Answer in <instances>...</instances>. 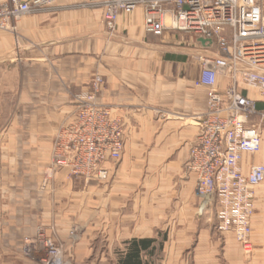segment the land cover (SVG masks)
<instances>
[{"label": "crops", "instance_id": "0c3cea01", "mask_svg": "<svg viewBox=\"0 0 264 264\" xmlns=\"http://www.w3.org/2000/svg\"><path fill=\"white\" fill-rule=\"evenodd\" d=\"M89 1L56 0L14 29H0V264H40L22 250L39 231L63 245L70 264H118L125 241L155 238L161 225L164 257H193L180 264H220L218 248L225 264H264V181L253 195L246 255L234 240L219 247L211 208L199 211L195 175L185 168L206 111L207 89L195 84L202 38L147 32L141 7L121 12L111 30L101 9L83 5ZM96 75L103 81L97 101L123 126L121 157L103 163L106 182L59 169L43 186L73 97L90 90ZM227 84L218 77L215 86L223 91ZM260 135L259 151L243 157L244 171L264 161V127Z\"/></svg>", "mask_w": 264, "mask_h": 264}, {"label": "built area", "instance_id": "2783aa9c", "mask_svg": "<svg viewBox=\"0 0 264 264\" xmlns=\"http://www.w3.org/2000/svg\"><path fill=\"white\" fill-rule=\"evenodd\" d=\"M55 1L0 3V29H14L23 16L44 11ZM83 5L101 9L111 30L121 12L141 7L147 32L161 35L169 29L202 38L195 84L207 89L206 111L185 168L195 175L199 211L215 205L219 229L231 232L244 254H250L253 195L264 181V161L247 171L242 161L260 149V128L250 120L258 112L257 100L247 92L264 103V0H91ZM218 77L228 80L223 91L215 86ZM102 84L96 75L90 90L73 97L72 119L52 142L43 186L59 169L86 181H108L103 163L120 159L124 130L111 108L97 101ZM22 250L36 255L40 264H70L63 245L40 231L24 239Z\"/></svg>", "mask_w": 264, "mask_h": 264}, {"label": "rangeland", "instance_id": "374dc122", "mask_svg": "<svg viewBox=\"0 0 264 264\" xmlns=\"http://www.w3.org/2000/svg\"><path fill=\"white\" fill-rule=\"evenodd\" d=\"M251 97L255 98V99H259L258 95H256V93H254V96L251 95ZM250 120L254 123L257 124L259 126V128H263L264 127V109L263 110H258V112L254 115H252L250 117ZM52 176V175H51ZM49 176V178L51 177ZM48 178V179H49ZM45 179V177H44ZM48 179H47V183H48ZM210 211H211V230L213 231V238H215L218 241V245L219 247L223 246L225 244L226 240H234L235 242H237L234 238V235L231 232H223L219 229L218 227V219L216 217V207L215 205H211L209 206ZM3 210V208L1 207L0 212ZM4 213V212H2ZM201 218V217H200ZM178 224H175V228H177L178 230ZM164 229L165 226L161 225L159 228H157V233H156V239L158 241L162 240V242H164V238H165V234H164ZM51 237H53L51 235ZM172 240V239H170ZM174 241H176L178 244V246H180V243H183V240L179 239L178 237H175L173 239ZM195 239L193 238V241H190V243L188 244L186 242V244H188L189 249H191L192 247H194L195 245ZM162 247H163V243H162ZM220 248H218V253L216 254L217 257V261L220 264H225L226 259H224L223 254L221 253V251L219 250ZM182 258V259H181ZM187 260L189 263H191V261L193 260V257L191 254H182V256L180 255H171V254H166L164 257V254L161 253L160 251L155 252V254L152 256V258L150 259L149 264H180V260Z\"/></svg>", "mask_w": 264, "mask_h": 264}, {"label": "trees", "instance_id": "16d2710c", "mask_svg": "<svg viewBox=\"0 0 264 264\" xmlns=\"http://www.w3.org/2000/svg\"><path fill=\"white\" fill-rule=\"evenodd\" d=\"M257 110L261 107L256 103ZM165 239V238H164ZM162 240L156 238H132L125 241V250L119 252L118 264H149V260L162 248Z\"/></svg>", "mask_w": 264, "mask_h": 264}]
</instances>
